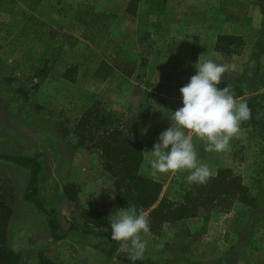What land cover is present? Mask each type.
Masks as SVG:
<instances>
[{
	"label": "rangeland",
	"instance_id": "obj_1",
	"mask_svg": "<svg viewBox=\"0 0 264 264\" xmlns=\"http://www.w3.org/2000/svg\"><path fill=\"white\" fill-rule=\"evenodd\" d=\"M244 1L243 12L233 10L225 15L220 0H0V153L35 157L32 150L51 145L63 153L56 157L59 165H47L45 156L36 157L41 167L37 194L45 207L56 212L51 181L80 179L75 209L56 216L58 222L68 227L66 217H70L80 226L86 208L107 217L117 209L140 210L103 169L97 139L73 154L69 152L72 134L64 137L60 125L72 128L74 119L93 104L132 122L146 98L138 80L142 61L146 79L153 82L188 83L200 59L229 65L222 82L233 80L247 86L254 69L264 62V0ZM218 35L249 40L243 48L248 56L242 52L245 56L238 60L215 51ZM107 41L119 46L118 58H113L117 53L111 60L101 55L100 47ZM43 67L48 73L38 88L27 97L18 93L16 89L31 85ZM67 70L69 79L65 78ZM164 99L155 96L152 114L139 120L144 139L139 171L162 183L161 196L180 200L176 172L160 173L151 167L154 143L175 124L172 112L183 106L182 99ZM235 141L238 148L225 152L205 151V142L196 148L197 160L207 164L213 175L220 167L240 175L250 195L256 196L255 206L236 200L229 207L214 208L207 216L199 210L195 217L141 232L147 242L143 261L264 264L263 123L251 130L241 128ZM29 176L27 167L0 159V181L9 178L14 191L12 248L24 252L21 264H37L38 252H45L55 264H137L129 258L133 252L130 242L120 241L109 257V245L96 234L66 231L63 239L46 243V216L23 198ZM58 210L65 212L60 205ZM160 243L163 248L157 247ZM28 248L33 252L24 251Z\"/></svg>",
	"mask_w": 264,
	"mask_h": 264
},
{
	"label": "trees",
	"instance_id": "obj_2",
	"mask_svg": "<svg viewBox=\"0 0 264 264\" xmlns=\"http://www.w3.org/2000/svg\"><path fill=\"white\" fill-rule=\"evenodd\" d=\"M219 5L225 15H230L233 10L240 12L245 10L244 0H220ZM128 6L127 9H130ZM244 46L245 39L240 35H218L214 49L221 53L239 55ZM118 47L114 41H107L100 47V53L108 60H111L113 55L117 53L116 57H113L115 59L118 58ZM144 64L145 62L142 61L138 80L145 87L146 98L138 106L133 121H123L115 113L103 111L100 106L93 104L74 119L72 128L64 126L63 123L60 125V132L64 137L72 134L73 140L69 141V145L73 148H82L87 145L89 140L97 139L103 169L115 177L117 187L124 188L125 195L131 205L142 210H150L148 214L151 221L150 231H155L165 222L195 217L199 210L207 216L214 208L222 207V205L223 207H229L236 200L245 205L255 206V198L250 195L249 188L242 182L241 176L234 173L229 167L218 168L205 185H189L186 182L189 170L176 172V182L182 192L180 200H171L161 196L162 183L140 174L139 170L143 162L144 139L139 128V120H144L150 115L155 96H161V100H165L164 98L182 99L179 89L187 84L149 81L145 77ZM47 73V68L43 67L36 73L31 85H20L16 89L17 92L27 97L31 91L38 88ZM67 73L68 70L65 71V78L69 79ZM226 86H230L233 95L244 100L252 110V118L250 121L242 122L241 128H249V125L251 127L257 125L258 127L262 123L264 126V122H259L264 118L256 119L258 112H264V62L257 67L252 81L247 86H242L230 80L229 82H222L217 87L222 89ZM185 131L188 134L187 130ZM193 143L198 148L205 141L193 135ZM230 145L232 149L238 148L235 137L230 141ZM0 159L17 163L30 170L28 186L25 189L23 198L31 201L39 213L46 216L47 226L53 240L63 239L66 232H59L54 209L45 207L37 194V180L41 170L39 160L33 156H10L1 153ZM9 180V178H6L5 183L0 181V264H19V254L7 244V226L15 201L12 182ZM78 189V185L74 182H67L63 185L65 197L75 204L78 201ZM82 215L83 222L80 226L73 218L66 217L69 222L67 231L76 230L101 236L107 246L109 245L107 255L111 257L120 241L111 239V227L108 217L92 208L84 209ZM135 263L157 264L142 259L136 260ZM37 264L55 263L45 252H38Z\"/></svg>",
	"mask_w": 264,
	"mask_h": 264
},
{
	"label": "clouds",
	"instance_id": "obj_3",
	"mask_svg": "<svg viewBox=\"0 0 264 264\" xmlns=\"http://www.w3.org/2000/svg\"><path fill=\"white\" fill-rule=\"evenodd\" d=\"M195 67L196 74L179 89L183 106L172 112L175 124L160 133L150 151L154 157L151 167L160 173L189 170L186 176L189 185H205L213 172L207 164L198 162L193 135L206 142L205 151H229L230 141L240 134L242 122L250 121L252 110L244 100L233 95L230 86L217 87L229 65L213 60L200 62L199 59ZM261 118H264V112L257 113L256 119ZM108 221L111 239L130 242L133 252L129 258L132 261L143 259L147 242L142 240L140 233L150 231L148 215L135 207L117 209ZM157 247L163 248L164 244Z\"/></svg>",
	"mask_w": 264,
	"mask_h": 264
},
{
	"label": "crops",
	"instance_id": "obj_4",
	"mask_svg": "<svg viewBox=\"0 0 264 264\" xmlns=\"http://www.w3.org/2000/svg\"><path fill=\"white\" fill-rule=\"evenodd\" d=\"M245 43H247V45H249V40H247V41H245ZM242 52L243 53H246L245 55L246 56H248V53L245 51V50H242ZM242 52H241V54H228V55H235V57L236 58H238V60H239V58H241V56L243 55L242 54ZM224 54H226V53H223V55ZM245 55H243V57L245 56ZM256 68V67H255ZM254 70H256V69H254ZM255 72V71H254ZM152 109H153V107H152ZM152 109H151V112H150V114H152ZM62 140V139H61ZM61 145H62V142H61ZM46 146H48V145H46ZM65 147H66V149L68 148V146L67 145H65ZM62 149H64V152L66 153V151L67 150H65V148L63 147V145H62ZM33 152H32V154H35L34 156L35 157H38V156H40V157H43V156H45V160H46V164L48 165H53V164H55V165H59L58 164V162H55V160H56V157L57 156H62V154L63 153H61V151H59V152H56V148H55V145H51V146H48V147H40V148H38V149H36V150H32ZM69 152H71V153H73V154H79L78 152H79V150L77 149V148H71L70 149V151ZM69 152H67L68 154H70ZM200 153H201V151H200ZM36 154H38V155H36ZM44 154V155H43ZM50 154H51V156H50ZM143 160H144V153H143ZM51 167V166H50ZM57 168H58V166H56ZM79 168H81L80 167V165H79ZM62 176H60L59 175V177H58V179L59 178H61ZM67 182H74V183H76V184H78L79 185V182H80V179H79V177H72L71 179H69V181L68 180H58V181H51V187H54L55 186V189H54V192H55V194H56V201H57V204H56V206H54L55 207V210H56V216L58 217H63V215H66L67 213H69L71 210H74L75 209V207H74V205H75V203L74 202H72V201H70V200H68L66 197H65V195H64V192H63V185L65 184V183H67ZM262 191V190H261ZM79 193V192H78ZM261 196H264V192L262 193V195ZM78 197H79V195H78ZM255 199H256V196H255ZM58 205H60V207L61 208H65V212H59V210H58ZM12 213H13V210H12ZM57 222H58V220H57ZM81 222H83V221H81ZM80 222V223H81ZM11 223H12V214H11V218H10V221H9V223H8V226H7V244H8V246L10 247V248H12L13 246H12V242H13V231H12V234H11ZM82 224V223H81ZM58 225H59V232H61V233H65L67 230H68V227H67V225L65 224H61L60 222H58ZM9 226H10V228H9ZM69 226V225H68ZM76 230H71V231H69L68 233H70V232H75ZM11 234V235H10ZM46 234H47V232H46ZM53 240V238H52V236H51V234H50V231L48 232V234H47V237L45 238V242L47 243L49 240ZM46 246V245H45ZM45 248V247H44ZM13 249V248H12ZM15 251V250H14ZM21 250L20 249H17L15 252L17 253V254H19V256H20V260H19V264H21V262H22V258H23V255H22V253H24V252H20ZM24 251H29V252H33V250H30L29 248L28 249H25Z\"/></svg>",
	"mask_w": 264,
	"mask_h": 264
}]
</instances>
